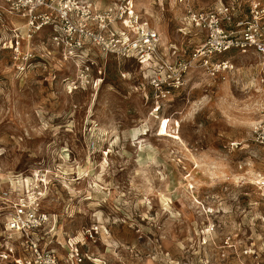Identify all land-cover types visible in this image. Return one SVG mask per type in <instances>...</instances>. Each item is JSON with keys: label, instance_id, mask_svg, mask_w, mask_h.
I'll return each mask as SVG.
<instances>
[{"label": "rangeland", "instance_id": "obj_1", "mask_svg": "<svg viewBox=\"0 0 264 264\" xmlns=\"http://www.w3.org/2000/svg\"><path fill=\"white\" fill-rule=\"evenodd\" d=\"M95 1L109 11L114 40L132 7L174 61L205 41L194 14L228 8L247 17L255 0ZM3 36L0 27V264L15 259H1L11 244L3 224L31 193L52 219L62 259L61 246L86 235L84 264H93L85 255L112 264H264V188L255 182L264 159L250 136L264 118L257 56L230 52L220 59L232 68L215 77L189 70L161 99L153 65L93 48L64 60L42 32L37 57L18 71ZM163 117L168 133L159 136Z\"/></svg>", "mask_w": 264, "mask_h": 264}, {"label": "built area", "instance_id": "obj_2", "mask_svg": "<svg viewBox=\"0 0 264 264\" xmlns=\"http://www.w3.org/2000/svg\"><path fill=\"white\" fill-rule=\"evenodd\" d=\"M127 12L125 28L133 34L128 36L124 28L126 32L114 40L109 11L106 15L98 10L95 0H0V27L4 35L9 34L3 36L2 44L11 50V60L18 71L37 57L34 40L42 32L45 37L47 33L57 51H62L64 60L79 58V54L89 53L93 48L118 53L147 67L153 65L158 74L152 86L161 99L181 86L183 75L189 70L200 69L215 77L231 69L220 58L239 51L259 58L255 92L264 95V4L260 1L250 4L247 17L242 16L240 9L228 8L194 14L195 23L202 25L206 32L205 41L188 58L177 57L174 61L163 56L158 34L139 23L132 7ZM250 136L251 142L262 150L264 159V118L252 126ZM230 146L236 147L234 143ZM257 178L256 184L264 188V177ZM51 223L50 215L42 210L40 199L33 193L18 198L3 224L4 239L11 244L1 259L9 261L15 257L13 264H82L84 256L80 252L86 235L82 242L70 239L65 247L61 246L66 251L62 259L51 239ZM87 233L89 240L97 234L96 229ZM85 258L93 264H112L91 260L86 255Z\"/></svg>", "mask_w": 264, "mask_h": 264}, {"label": "bare ground", "instance_id": "obj_3", "mask_svg": "<svg viewBox=\"0 0 264 264\" xmlns=\"http://www.w3.org/2000/svg\"><path fill=\"white\" fill-rule=\"evenodd\" d=\"M169 122H170L169 119L166 117H163L160 119L159 126H158L159 136H166L164 132L168 133L167 129L169 126ZM172 138L177 139L178 137L172 136ZM68 153L72 154L74 157H78V153L74 149H72L70 146L68 147Z\"/></svg>", "mask_w": 264, "mask_h": 264}, {"label": "crops", "instance_id": "obj_4", "mask_svg": "<svg viewBox=\"0 0 264 264\" xmlns=\"http://www.w3.org/2000/svg\"><path fill=\"white\" fill-rule=\"evenodd\" d=\"M82 264H84V263H82Z\"/></svg>", "mask_w": 264, "mask_h": 264}]
</instances>
